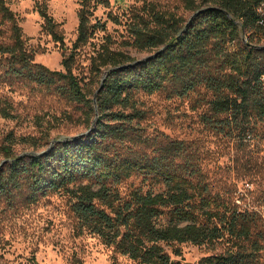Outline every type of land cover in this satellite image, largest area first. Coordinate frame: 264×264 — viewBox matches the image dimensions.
Returning a JSON list of instances; mask_svg holds the SVG:
<instances>
[{
	"label": "trees",
	"instance_id": "obj_1",
	"mask_svg": "<svg viewBox=\"0 0 264 264\" xmlns=\"http://www.w3.org/2000/svg\"><path fill=\"white\" fill-rule=\"evenodd\" d=\"M91 1L80 0L71 48L46 5L38 6L43 30L69 50L63 70H51L35 62L15 14L0 0L1 23L9 32L7 40H0V85L13 90L32 84L56 95L80 109V123L88 131L56 140L42 153L20 156L13 149L19 142L6 136L0 144L8 159L0 170V201L24 195L35 203L47 194H67L81 231L97 235L140 264H176L165 245L219 241L229 248L198 264H263L259 253L264 233L256 220L219 200L199 156L186 142L143 134L145 112L135 96L142 92L185 98L204 90L209 94L205 126L219 134L249 137L252 124L264 121V44L254 43L259 32L264 35V24L257 23V7L264 0H184L193 12L188 20L154 3L135 7L121 45L150 54L137 59L113 48V40L105 36L90 60L95 90L74 72L79 52L95 46V30L105 29L90 18ZM13 111L12 103L0 95V115L14 118ZM46 137L19 141L44 147L40 141ZM133 176L150 188L122 194L118 186Z\"/></svg>",
	"mask_w": 264,
	"mask_h": 264
},
{
	"label": "rangeland",
	"instance_id": "obj_2",
	"mask_svg": "<svg viewBox=\"0 0 264 264\" xmlns=\"http://www.w3.org/2000/svg\"><path fill=\"white\" fill-rule=\"evenodd\" d=\"M91 1L89 15L93 22L100 21L105 29H96L94 45L85 46L77 56L74 72L84 78L93 90L96 81L90 74V60L94 47L104 41L105 36L113 40L112 47L142 59L148 52H139L121 43L128 36L125 28L131 11L145 3H154L162 11L171 12L188 20L193 12L184 7V0H104ZM198 2V1H197ZM15 14L21 27L26 47L34 54V60L51 70H63L64 51L60 43L43 30L44 20L39 5H46L47 12L59 24L64 42L71 48L77 36L80 0H5ZM8 25L1 23L0 40H7ZM250 34V33H249ZM246 42V38H244ZM254 43L263 45L264 35L259 32ZM0 95H5L14 107V118L0 115V144L6 136L18 141L13 146L15 155L42 152L56 140L80 137L88 134L81 125V111L71 107L56 95L29 84L11 90L0 85ZM138 106L145 112L141 123L143 134L160 139L180 140L199 156L203 171L219 200L229 205L231 211L247 213L256 220L264 233V121L252 124L248 135L237 132L219 134L203 123L209 98L204 90L185 98H168L164 93H138ZM81 118V119H80ZM141 131V132H142ZM44 147H31L20 143L21 137H34ZM7 144V141L5 142ZM47 144V145H46ZM1 146V145H0ZM8 159L0 147V170ZM140 176H133L119 186L122 194L142 187ZM147 184V183H146ZM154 191H160L155 186ZM259 238V237H258ZM259 240V239H258ZM263 249L259 253L264 264ZM229 243L194 245L191 243L165 245V250L176 264H198L201 259L224 253ZM177 250L179 253H174ZM0 262L6 264H140L108 246L95 234L78 228V221L70 209L67 194H47L37 202H28L20 195L0 201Z\"/></svg>",
	"mask_w": 264,
	"mask_h": 264
},
{
	"label": "built area",
	"instance_id": "obj_3",
	"mask_svg": "<svg viewBox=\"0 0 264 264\" xmlns=\"http://www.w3.org/2000/svg\"><path fill=\"white\" fill-rule=\"evenodd\" d=\"M257 12L259 14L258 18V24L263 25L264 24V2H262L258 7H257Z\"/></svg>",
	"mask_w": 264,
	"mask_h": 264
},
{
	"label": "water",
	"instance_id": "obj_4",
	"mask_svg": "<svg viewBox=\"0 0 264 264\" xmlns=\"http://www.w3.org/2000/svg\"><path fill=\"white\" fill-rule=\"evenodd\" d=\"M73 138H77V137H73ZM66 139H69V138H66ZM30 153L38 154L37 152H30ZM41 153H42V152H41Z\"/></svg>",
	"mask_w": 264,
	"mask_h": 264
}]
</instances>
